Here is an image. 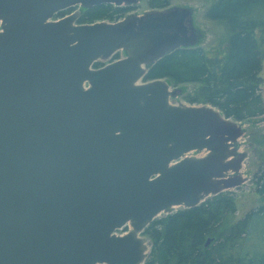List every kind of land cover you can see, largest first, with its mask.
<instances>
[{"label":"water","instance_id":"95a60500","mask_svg":"<svg viewBox=\"0 0 264 264\" xmlns=\"http://www.w3.org/2000/svg\"><path fill=\"white\" fill-rule=\"evenodd\" d=\"M139 1L0 0V264H144L155 219L248 181L241 122L172 104L166 80L142 83L198 44L189 11L53 20Z\"/></svg>","mask_w":264,"mask_h":264},{"label":"trees","instance_id":"16d2710c","mask_svg":"<svg viewBox=\"0 0 264 264\" xmlns=\"http://www.w3.org/2000/svg\"><path fill=\"white\" fill-rule=\"evenodd\" d=\"M148 4L152 9H164L171 0H149ZM133 10L134 6L103 4L83 12L79 23H116ZM208 17L226 23V53L210 56L202 47L177 49L151 66L143 82L166 79L176 86L202 84L195 96L188 97L191 104L204 102L242 124L264 116V0H216ZM120 56L116 54L114 60ZM262 143L257 152L258 169L251 180L263 197L262 204L232 223L237 207L235 195L227 191L194 208L162 215L143 232L151 243L144 264H264Z\"/></svg>","mask_w":264,"mask_h":264},{"label":"rangeland","instance_id":"374dc122","mask_svg":"<svg viewBox=\"0 0 264 264\" xmlns=\"http://www.w3.org/2000/svg\"><path fill=\"white\" fill-rule=\"evenodd\" d=\"M149 0H141L134 4V10L127 16L134 14L137 16H145L148 13L156 11H168L172 9H184L191 13L186 25L190 29V32L198 39L196 47H202L210 56L222 55L226 53L229 41V29L225 22L211 20L208 17V12L212 6L216 3V0H171L170 6L164 9H152L148 4ZM126 16V17H127ZM191 26L193 28H191ZM192 30V31H191ZM120 55L125 57V53L121 51ZM263 78V98H264V67L262 70ZM168 81V80H166ZM172 91L177 92L176 97L171 98V103L174 105H188V106H211L204 102L191 104L188 101L189 96H195L201 88L202 84H179L176 86L172 81H168ZM244 136L240 139V151L246 152L248 158L245 161L243 167V176L248 181L239 188L229 190L230 193L235 195V202L237 207V213L231 219L234 223L237 220L244 217V215L254 207L262 204L263 197L256 192V187L251 183L252 177L259 165L258 149L262 148V142L264 141V116L254 119L250 122L243 123ZM194 156H201L203 154L193 153ZM130 230V227H128ZM119 233H125L124 230ZM145 237V236H143ZM149 241L148 254L151 250V243L148 237H145ZM148 256V255H147Z\"/></svg>","mask_w":264,"mask_h":264},{"label":"flooded vegetation","instance_id":"af4514ba","mask_svg":"<svg viewBox=\"0 0 264 264\" xmlns=\"http://www.w3.org/2000/svg\"><path fill=\"white\" fill-rule=\"evenodd\" d=\"M101 5H103V4H101ZM95 6H99V5H93L92 7L88 8V7H84L82 4H75V5H72L66 9L62 10L61 12H59L57 14V16L63 14V17H65V16L70 15L72 13H81V16H82L83 12L88 11L89 9H91Z\"/></svg>","mask_w":264,"mask_h":264}]
</instances>
